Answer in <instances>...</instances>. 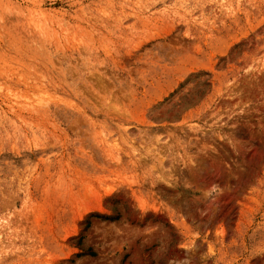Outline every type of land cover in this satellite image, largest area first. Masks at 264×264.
<instances>
[{"label":"rangeland","instance_id":"rangeland-1","mask_svg":"<svg viewBox=\"0 0 264 264\" xmlns=\"http://www.w3.org/2000/svg\"><path fill=\"white\" fill-rule=\"evenodd\" d=\"M0 264H264V0H0Z\"/></svg>","mask_w":264,"mask_h":264}]
</instances>
